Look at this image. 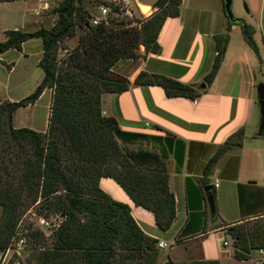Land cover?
<instances>
[{
	"label": "trees",
	"instance_id": "1",
	"mask_svg": "<svg viewBox=\"0 0 264 264\" xmlns=\"http://www.w3.org/2000/svg\"><path fill=\"white\" fill-rule=\"evenodd\" d=\"M12 1L17 0H6ZM81 3L64 0L56 10L58 20L52 29L8 31L7 40L0 42V58L11 50L22 52L25 43L35 39L42 40L44 50L40 61L44 78L36 91L20 102L0 105V206L4 209L0 252L9 248L17 234L23 210L39 204L42 214L47 213L45 219L60 215L64 221L54 233L55 248L41 256L37 264H159V241L148 236L131 208L112 200L100 182L116 181L137 206L154 214L162 232H168L176 220L177 207L166 161L153 152L122 147L119 122L104 116L103 97L130 90L131 82L114 73L119 62L140 59L136 51L141 46L147 53H161V31L168 19L180 16L183 0H157V12L141 28L115 30L106 24L91 27L86 23L84 27L91 34L82 38L84 45L66 64L58 56L62 43L76 36V20H84L76 12ZM234 25L241 27L245 41L259 55L255 28L244 20L229 19V32ZM215 43L217 58L201 85L187 86L146 72L139 75L136 85L159 86L169 98L197 100L215 82L230 35L216 36ZM47 89L54 90L49 131L17 129L16 113L36 105ZM244 136V131L239 132L209 162L206 186L221 155L241 146ZM255 229L229 230L237 259L250 260L255 251L264 249V226ZM38 235L44 237L38 232L32 234L34 240Z\"/></svg>",
	"mask_w": 264,
	"mask_h": 264
},
{
	"label": "crops",
	"instance_id": "2",
	"mask_svg": "<svg viewBox=\"0 0 264 264\" xmlns=\"http://www.w3.org/2000/svg\"><path fill=\"white\" fill-rule=\"evenodd\" d=\"M156 1L136 0L137 4L152 8ZM218 1L219 10L210 11L200 1L193 4L192 0H183L180 16L168 19L161 31V53L155 55L145 49L141 51L144 57L121 62L122 68L119 63L115 71H123L131 82L130 90L103 97V114L119 122L122 147L153 152L166 161L177 207L176 220L168 232H162L154 214L137 206L116 181L100 182L112 200L131 208L134 219L148 236L173 244L171 249L160 250L159 264H249L251 259L235 257L229 228L264 217V135L260 134L258 97L261 81L252 72L264 65V36L262 43L257 37L259 28L262 33L264 28V0H258L257 10L247 9L248 16L257 20L252 26L257 29L259 55L245 41L240 26H232L229 32V18L222 0ZM0 2H23L21 30L33 33L28 29L37 25L41 15L37 14L40 4L36 0ZM227 33L230 43L223 65L213 85L197 100L169 98L159 86L136 85L142 72L187 86L201 85L217 58L215 37ZM31 41H37L43 54L42 40ZM241 131L245 133L242 145L221 155L209 178L210 185L206 186L207 165ZM208 187H213L215 215L206 192ZM218 234L226 235L228 241L217 240Z\"/></svg>",
	"mask_w": 264,
	"mask_h": 264
},
{
	"label": "rangeland",
	"instance_id": "3",
	"mask_svg": "<svg viewBox=\"0 0 264 264\" xmlns=\"http://www.w3.org/2000/svg\"><path fill=\"white\" fill-rule=\"evenodd\" d=\"M39 3V11L37 14H41L40 17L36 21H38L35 27L29 28L28 31L35 32L41 29H52L58 20L56 16V10L61 6L64 0H36ZM152 1V0H149ZM201 2V6L207 10H219V2L218 0H192L193 4ZM112 2V0H111ZM223 2V0H222ZM112 4L108 0H82V3L77 5V14L78 18H83L84 20L81 22L80 19H77L79 25L77 27L76 36L62 43L60 52H59V60L64 63H68L70 57L75 55V52L78 51L84 45L82 43V38H89L90 31L84 27L86 23H89V26L92 27V19L95 17H101L102 7L104 5ZM23 2H14V3H3L0 2V42H5L7 40L6 33L8 31L13 30H21L22 19H23ZM224 4V3H223ZM38 5V4H37ZM114 5V4H112ZM248 8H247V6ZM259 5L258 0H233V14L235 19L243 20L245 18L249 25H253L256 23V19L252 20L248 16V12L250 8L253 10H257ZM144 6V5H142ZM250 6V7H249ZM225 8V4L223 6ZM142 8V7H141ZM249 11H248V10ZM143 14L139 11L136 2L134 3V12H136L135 18H130L128 16L121 17L117 22H114L107 27L114 28L115 30H123L129 28H141L142 23L151 18L157 10L154 9L151 12L148 10H142ZM243 17V18H240ZM245 21V20H244ZM106 22V21H105ZM246 22V23H247ZM105 24V23H104ZM254 27V26H253ZM255 28V27H254ZM263 28V26H262ZM256 34H257V29ZM228 34V33H227ZM223 34V35H227ZM262 36H264V28L263 33L259 28L258 32V41L262 43ZM37 41H30L25 48L23 53L18 52L16 50H11L6 53L3 57H1L0 61V105L6 102H20L23 99L32 95L38 86L42 83L44 78V72L40 67V61L43 58V54L41 53V47L37 45ZM264 44V42H263ZM145 48L141 46V48L136 51L139 54V57H144L141 54V51H144ZM260 50V49H259ZM132 59H124L121 62H131ZM120 63V68H122V64ZM119 63L117 66H119ZM124 66V64H123ZM115 71V69H114ZM252 72L258 75V81L264 83V65L259 66L257 69H253ZM115 75L124 77L123 71L114 72ZM125 78V77H124ZM53 99H54V90L47 89L39 102L28 108H23L19 110L15 115V127L17 129L28 128L41 133H46L49 131L50 126V118L52 116V108H53ZM261 118V111L259 112ZM105 116V115H104ZM3 213L4 209L0 206V226L3 224ZM47 213L42 214L41 205L36 204L27 208V211L23 210L22 215L18 218L19 225L16 233L22 231L26 234V236L30 239V247L27 250L22 252L20 257L14 256L13 259H20L22 264H37L46 252L49 250H53L55 248V244L57 242L56 235L50 236L45 235L44 237L38 235L37 240H34L33 235L40 233L37 229V221L39 218H44ZM50 219H54L56 223L53 224H62L64 218L59 216H50ZM259 226H264V217L259 218L253 221H249L240 225L232 226L229 228H245L251 232L256 230ZM60 228V227H59ZM55 229V228H54ZM52 229V231H54ZM48 234H50L48 232ZM15 236L13 237L12 242L15 240ZM217 240L219 241H228L226 235L218 234ZM11 242V243H12ZM160 250V249H159ZM258 257L257 252H254L253 258H251V262L249 264H254L256 258ZM164 260H167L166 252L163 255Z\"/></svg>",
	"mask_w": 264,
	"mask_h": 264
},
{
	"label": "built area",
	"instance_id": "4",
	"mask_svg": "<svg viewBox=\"0 0 264 264\" xmlns=\"http://www.w3.org/2000/svg\"><path fill=\"white\" fill-rule=\"evenodd\" d=\"M110 3L114 4H108L104 5L102 7V13L101 17H95L92 19V26L93 27H99L102 24L110 25L111 22H117L121 17L128 16L130 18L136 17V12H134V3L136 0H108ZM136 5L139 9V11L143 14V7L140 4ZM142 7V8H141ZM147 20V19H146ZM106 21V22H105ZM219 181L216 182V187H219ZM56 223L54 219L48 220L45 218H39L37 221V229L42 232L45 235L53 236L56 231H58L61 224H53ZM55 228V229H54ZM54 229V231H52ZM48 232L50 234H48ZM15 240L12 242L9 246V248L3 252H0V264H22L20 259H13L14 256L20 257L22 255V252L24 250L29 249L30 247V239L26 236V234L22 231L18 232V234L15 235ZM226 245L228 243L226 242ZM173 247V244H170L165 241H159L158 248L160 250H167L171 249ZM258 254V257L255 260L254 264H264V249L256 251ZM167 264H173L172 262H168Z\"/></svg>",
	"mask_w": 264,
	"mask_h": 264
},
{
	"label": "water",
	"instance_id": "5",
	"mask_svg": "<svg viewBox=\"0 0 264 264\" xmlns=\"http://www.w3.org/2000/svg\"><path fill=\"white\" fill-rule=\"evenodd\" d=\"M223 1L225 3V11H226L228 18L231 21H234L235 17H234L233 10H232L233 0H223ZM143 9L152 10L153 8L149 6H144ZM258 97H259V106H260V111H261L260 134L264 135V83H261L258 86ZM212 190H213V187L206 188V192L208 194V199H209L210 206H211V211H212V214L215 215L216 214V204H215V199L212 195Z\"/></svg>",
	"mask_w": 264,
	"mask_h": 264
},
{
	"label": "bare ground",
	"instance_id": "6",
	"mask_svg": "<svg viewBox=\"0 0 264 264\" xmlns=\"http://www.w3.org/2000/svg\"><path fill=\"white\" fill-rule=\"evenodd\" d=\"M149 10V9H148Z\"/></svg>",
	"mask_w": 264,
	"mask_h": 264
}]
</instances>
